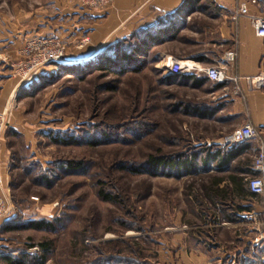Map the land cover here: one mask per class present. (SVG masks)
Listing matches in <instances>:
<instances>
[{
	"label": "rangeland",
	"instance_id": "rangeland-1",
	"mask_svg": "<svg viewBox=\"0 0 264 264\" xmlns=\"http://www.w3.org/2000/svg\"><path fill=\"white\" fill-rule=\"evenodd\" d=\"M57 2L0 0V42L25 39L13 54L0 55V72L18 84L0 112V146L11 161L10 183L0 194V264H7L4 257L21 264H102L114 258L119 264H214L216 254L210 250L201 249L203 259L194 252L193 227L202 234L210 230L208 198L215 176L176 178L150 175L143 168L150 157L176 160L207 143L197 129L210 127L199 126L179 109L180 101L202 93L161 82L167 76L160 62L176 52L175 40L154 47L153 64L141 71L118 75L92 69L80 76L96 66L99 54L114 58L116 50L129 52L146 31L155 36L160 29L139 31L122 47L108 42L92 59L68 64L69 46L58 35L65 16ZM86 43L85 37L76 39L69 55ZM57 46L63 51L55 60L51 54ZM15 111L30 121L21 130L33 136L26 139L10 129ZM54 138L67 143L55 144ZM65 162L83 167L67 171ZM100 192L112 201L101 199ZM38 221L52 227L16 229ZM250 227L233 225L219 239L224 245ZM249 231L246 237L254 241ZM260 248L248 247L250 257H264Z\"/></svg>",
	"mask_w": 264,
	"mask_h": 264
},
{
	"label": "crops",
	"instance_id": "crops-1",
	"mask_svg": "<svg viewBox=\"0 0 264 264\" xmlns=\"http://www.w3.org/2000/svg\"><path fill=\"white\" fill-rule=\"evenodd\" d=\"M237 3L238 0H113L104 10L93 11L73 0H59V12L65 17L58 23L61 24L58 35L69 46L65 57L68 64L92 59L108 42H116L140 30L154 28L169 35L175 32L176 52L167 53L164 58L188 60L201 68L216 65L226 52H234L235 61L228 68L227 75L238 79L239 94L232 93V83L215 85L204 75L176 77L175 82L180 83V86L202 93L201 96H193L192 100L186 97L180 101L179 109L183 110L185 117L197 121L199 126L206 124L210 127L197 129L201 131L198 133L203 140L213 144L207 147L205 143L201 145L203 147H219L217 143L225 134L245 122L257 129L260 141L264 144V86L251 89L245 82V78L259 75L264 77V39L255 35L246 18H241L236 23L231 21ZM248 11L255 12L251 6H248ZM83 37L88 39L83 50L69 55L71 44ZM24 42V38L3 39L0 42V55L13 54ZM200 80H203L201 84L191 86ZM13 83L7 74L0 72V112L7 104L9 92L14 91L18 85ZM11 120L10 129L25 134L26 139L33 136L29 130L26 133L21 130V126L30 121L22 117L19 111L11 114ZM202 133L207 135L204 137ZM255 146V143H250L226 149L235 155L233 159L219 166L212 162L206 171L198 172L201 175L215 176L210 184L208 198L210 230H206L208 234H202L199 226L193 227L196 235L193 250L200 254L199 258H205L200 253L203 249L216 254L214 264H264V257H250L248 247L254 241L246 237L247 231L251 230L254 233L249 231L251 236L264 240V195L251 194L245 182L252 175L251 151ZM10 164V154L4 144H1L0 194L3 195L10 183ZM226 224L229 225L227 228ZM237 224L251 227L244 228L243 236L241 233H234L224 246L219 234L222 230L230 233L229 227ZM260 249L264 250V243H261ZM205 264H211V261Z\"/></svg>",
	"mask_w": 264,
	"mask_h": 264
},
{
	"label": "built area",
	"instance_id": "built-area-1",
	"mask_svg": "<svg viewBox=\"0 0 264 264\" xmlns=\"http://www.w3.org/2000/svg\"><path fill=\"white\" fill-rule=\"evenodd\" d=\"M80 6L88 9L101 11L109 7L113 0H73ZM248 6L254 8V13H249ZM246 18L255 35L264 39V0H238L237 7L231 16V21L236 23L239 19ZM57 53L51 54L55 60L62 57L63 48L57 46ZM51 60V59H50ZM47 60V61H50ZM53 61V60H52ZM235 61L234 52H226L216 65L208 67H198L193 62L188 60H178L171 57L163 58L160 62L162 66V76L170 77H186L204 75L206 79L215 85L225 86L232 83L234 95L239 94L238 79L229 77L227 75L228 68ZM32 64L30 67L32 69ZM29 69L28 71H30ZM32 71V70H31ZM245 82L251 89H260L264 86V77L259 75L255 78H245ZM255 143L252 149V162L251 172L252 175L245 179L249 192L253 195H264V144L260 141V136L257 129L251 123L245 122L233 131L223 136L217 143V146L230 149L233 147ZM213 144L206 143L207 147ZM0 204V218L2 217L3 210ZM264 243L262 239H255L254 244L251 245L250 250L254 247L260 246Z\"/></svg>",
	"mask_w": 264,
	"mask_h": 264
},
{
	"label": "trees",
	"instance_id": "trees-1",
	"mask_svg": "<svg viewBox=\"0 0 264 264\" xmlns=\"http://www.w3.org/2000/svg\"><path fill=\"white\" fill-rule=\"evenodd\" d=\"M166 27V26H165ZM151 30V29H147ZM143 32V30H140ZM155 36L149 34L150 31H146L145 38L136 39V47L130 46V51L127 52L125 50H116L114 51V58L105 55V53L99 54L96 59V66L94 68H90L87 70H81L80 76L88 71H92V69L97 71H110L112 73L123 75L126 73H135L142 70V67L148 63L149 65L153 64V60L150 57V52L154 47H157L165 42H169L174 40L175 32L172 34L162 33L163 30H158ZM162 31V32H161ZM139 32V31H138ZM139 32V33H141ZM144 33V32H143ZM137 32L127 38H123L122 40L115 43L114 48L122 47L129 40H132L137 37ZM99 63V64H98ZM59 71L66 70L64 68H58ZM67 71V70H66ZM176 77L167 76L161 80L162 83L169 84L175 81ZM203 80L194 82L191 86L195 87L198 84H201ZM183 112V111H182ZM53 143L55 144H63L65 145L67 142L63 138H54ZM74 143V142H73ZM96 144V143H94ZM234 154H230L226 151L224 147H216V148H206L203 147L201 150L193 149L191 154H180L176 160L167 161L162 157H150L144 163V170L147 174L150 175H167V176H175L176 178H181L187 175H198V172L206 171L208 165L212 162H216L217 165H223L227 161L234 158ZM83 164L81 162H65L62 166V169L75 172L82 169ZM169 170V171H168ZM46 180H49L46 178ZM215 194V191L212 192ZM101 199L105 201H112V199L105 195L103 192L99 193ZM52 227V223H46L44 221L38 222H29L24 225H20L16 229H43ZM3 260L7 264H21L17 259H12L9 257H4ZM110 262V263H109ZM108 262L107 260H103L102 264H119L117 258L111 259Z\"/></svg>",
	"mask_w": 264,
	"mask_h": 264
}]
</instances>
